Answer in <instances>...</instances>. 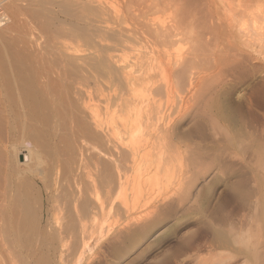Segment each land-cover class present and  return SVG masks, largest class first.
<instances>
[{"label": "bare ground", "instance_id": "6f19581e", "mask_svg": "<svg viewBox=\"0 0 264 264\" xmlns=\"http://www.w3.org/2000/svg\"><path fill=\"white\" fill-rule=\"evenodd\" d=\"M203 1L0 0V264H121L127 239L162 233L171 200L203 198L224 155L246 169L250 208L206 221L218 229L202 242L264 264V119L226 115L256 102L232 81L253 56L238 42L264 49V0ZM192 122L219 155L192 153Z\"/></svg>", "mask_w": 264, "mask_h": 264}, {"label": "rangeland", "instance_id": "374dc122", "mask_svg": "<svg viewBox=\"0 0 264 264\" xmlns=\"http://www.w3.org/2000/svg\"><path fill=\"white\" fill-rule=\"evenodd\" d=\"M207 0H204L202 3H204L203 5H204V7H206V6H208V7H206L205 8V10H207V8H209L210 9V11H213L214 9L216 10V8H217V6H216V4L214 3V1L215 0H208L207 1V3H205ZM261 1V0H260ZM205 4H206V6H205ZM215 5V6H212V5ZM203 7V8H204ZM207 11H209V10H207ZM239 43V44H238ZM237 44H238V47L240 48V47H242L243 49V52L245 51H247V52H249V53H247V54H249V55H253L252 56V60L250 59V60H248V61H246L247 63H243L242 64V66L239 68V69H237V71H236V73H235V75H233V77L235 78V80H233L232 78H230V79H232L233 81H232V83H234V84H232L233 86H235L234 87V89H235V91H237L238 93H239V98H240V96L241 95H246V94H249L250 92H252L253 91V94H254V99H255V104H254V106H253V108H252V111H249V113H248V111H247V109L244 107V106H242V108L240 107L239 109H238V107L236 106V104L238 103H236V102H234V99H235V101H239L240 99L238 98V96H236V95H232L231 96V102L233 101L234 102V104H235V110H233L234 108H233V105H231V104H229V103H226L227 105H226V109H227V106L229 105L230 106V108L228 107V109L230 110H233V112L232 111H229L228 109L227 110H225V114L227 113L226 111H229V113L228 114H226V115H230L231 117H233L232 119L233 120H235L236 118V121H238V122H241V123H246L245 125H247L248 127H249V125H250V129L251 128H253V126H254V130H256V128L257 129H259L258 127H260L261 126V124L263 123L262 121H263V117H264V93H262L261 92V87L263 86V84H264V65L261 63V61L263 60V57L261 56L262 54L260 53L261 51L260 50H262V52H264V49H260V48H258V49H256L258 46H254V49H253V47H251V49L247 46V47H245V46H241V45H243V44H240V42H238ZM250 49V50H249ZM252 49H253V51H256V52H254L253 53V51H252ZM260 51V52H259ZM242 52V53H243ZM259 52V53H258ZM258 55H257V54ZM244 54V53H243ZM261 54V55H260ZM246 55V54H245ZM261 58V59H260ZM257 59V60H256ZM252 61V62H251ZM259 61V62H258ZM250 65H251V67H252V65L254 66V68L252 69L251 67H250ZM263 65V66H262ZM244 66V67H243ZM259 66V67H258ZM260 66H262V67H260ZM261 68V69H260ZM239 70V71H238ZM258 70V71H257ZM263 70V71H262ZM246 71V72H245ZM260 71H261V73H260ZM240 72V73H239ZM263 72V73H262ZM243 73V74H242ZM257 73V74H256ZM229 78L227 79V80H230ZM248 84V85H247ZM257 87V88H256ZM234 89H233V91H234ZM256 90V91H255ZM248 91V92H247ZM263 94V95H262ZM235 98H234V97ZM258 96V97H257ZM237 97V98H236ZM258 100V101H257ZM230 102V103H231ZM232 106V107H231ZM246 109V110H245ZM253 110H255V111H253ZM234 111H236V112H234ZM239 111V112H238ZM250 112H251V114H250ZM232 113V114H231ZM235 115H234V114ZM243 113V114H242ZM245 114V115H244ZM259 114V115H258ZM234 115V116H233ZM238 115H240V116H238ZM263 115V116H262ZM241 116H243L242 117V119L243 120H245L244 122H242L241 120L242 119H240L241 118ZM240 117V118H239ZM235 118V119H234ZM262 119V120H261ZM259 120V121H258ZM248 122V123H247ZM195 123V122H194ZM193 122H192V124H193V126L191 127L190 125L191 124H189L188 125V128L189 129H191V130H189V129H187V127H186V129L187 130H189L188 132L189 133H191V134H193V135H191V137H192V141H193V144H192V147H194L193 149V151H192V153L193 152H195L196 150H198V147H199V145L198 144H200V146H201V148H199V149H202L203 151H204V149L206 150V149H212V148H214V149H212V153H215L216 152V150H215V146H217V148H218V146L220 145L221 146V144L223 143H221V141H219L220 143H219V145L217 144V143H215V141L212 139V138H210L208 135H210L209 134V132H207V129H206V127L204 126V131H206L205 133H208V135L207 134H205V133H203L202 131L203 130H201V128H203V126L202 127H200L201 125H202V123H200V122H196V125L194 124ZM201 124V125H200ZM194 125L196 126V128L194 127ZM190 126V127H189ZM194 127V130L192 131V128ZM198 128V129H197ZM194 131H196L195 133H193ZM200 133H203V134H205L207 137H209V138H207L206 136V139L205 140H207L206 142H205V140H204V138H202L201 139V137H203V134H200ZM194 135H195V137H194ZM197 135H200V136H197ZM202 135V136H201ZM199 138V139H197V138ZM216 138H218V137H216ZM197 141H196V140ZM211 140L210 141V143H209V141L208 140ZM198 140H200V141H198ZM202 141V142H201ZM195 142H197V145L195 144V146H193L194 145V143ZM199 142H201V143H199ZM208 142V143H207ZM214 143V144H216L215 146H214V144H213V146H212V144L211 143ZM202 144V145H201ZM205 144V145H204ZM209 144V145H208ZM206 146H207V148H206ZM219 146V147H220ZM191 147V148H192ZM210 147V148H209ZM202 150L201 151H197V155H198V152L202 155V157L204 156V154H202ZM215 152H214V151ZM210 151H204L203 153H205V155H206V152H207V155H210L211 154V152ZM218 153V154H217ZM194 154V153H193ZM195 154V155H196ZM219 155L220 153L217 151L214 155ZM216 155V156H217ZM225 156V155H224ZM222 157V160L220 161V163H221V168H220V171L223 173V176L224 175H226V171H227V173L229 174H227L226 175V177H224V179H223V176H220V175H222V173L221 174H219L218 172V175L216 176V174L214 173L213 175H215L214 177H213V175H212V177L211 176H209L210 178H208V177H206V181L207 182H209V183H207V184H209L210 185V187H208L209 188V190H207L206 191V189H208L207 188V186H209V185H207L206 184V182H205V184L202 186V188H203V190H201V191H204V193L203 192H199V193H201V194H203V198L202 199H204V198H207V199H204V200H201V198L200 197H196L197 198V200H194V201H196V204L194 203V201H193V203H192V206H193V209L192 210H190V208L192 207L191 205H190V203L188 204L187 202H185V205H187V208H185L184 207V209H182V211H180V210H176V203L174 202V201H172L171 200V210H164V211H168V212H164L165 214H166V217H167V221L165 220V221H163L160 225H159V227H162V229H161V231H162V233L158 236V238H155V239H144V240H142V242L141 241H139V243H138V241H135V240H133V239H127L125 242L126 243H124L123 244V246H122V248H124V249H129V247H130V249L129 250H126V251H128V252H125V250H122V262H121V264H199L198 263V261H196V259H197V257H202V256H204L203 258H205V260H206V262L205 263H203L204 261V259L203 260H200V259H197V260H200V262H202L201 264H245V262H246V260H243L244 261V263H242L243 261H242V258L241 257H243L244 259H245V257L244 256H240L239 257V255L237 254V256H235L236 255V252H234L233 254H235V255H233V254H229L231 251H229V253H228V251H227V254H226V252H224V254H223V252H222V250L221 251H219V249H218V253H221V254H219V257H220V259L219 258H216L217 257V255H216V257L214 258L213 257V255H212V252L214 253V251L215 250H210V248H208V245L207 244H205L204 242L206 241V239H211V237H212V234L214 233V231L215 230H217L218 228H219V226L220 225H218V224H220L219 222H221V223H223L225 220H226V218H227V220L226 221H228L229 219L230 220H232V218H233V220L234 221H238L239 220V218L238 217H240L241 216V214H245L246 213V209H247V207L246 206H249L248 207V209L247 210H249V208H250V201H249V199H251V195H250V190H251V188L249 187V183H250V181L248 180V178H246L248 175L246 174V169L243 167H241L242 165L241 164H237L238 162L236 161V160H234V159H227V156L226 157ZM219 158V157H218ZM220 159V158H219ZM228 160H229V162H228ZM227 161V162H226ZM224 162V163H223ZM227 163V165H226V163ZM231 162V163H230ZM234 162H236V164H237V166H236V164L234 163ZM230 164V165H229ZM226 165V166H225ZM241 165V166H240ZM238 166H240V168L238 167ZM228 168V169H225V168ZM233 167V168H232ZM239 168V170L241 171H243V169H244V171L243 172H245V174L241 171V172H239L238 171V173L235 171L236 169L238 170V168ZM223 168L226 170H223ZM236 168V169H235ZM223 171H225V172H223ZM231 171V172H230ZM234 171V172H233ZM234 175H233V174ZM235 173H237L238 175H236ZM244 174V175H242V174ZM228 176V177H227ZM232 177L233 178V180H232V178H230V177ZM238 176V177H237ZM245 177L247 180H248V182H246L247 180L245 179V178H241V177ZM215 177L217 178V180L215 179ZM221 178H222V180H221ZM227 178H228V180H227ZM235 178H238V181L237 180H235ZM209 179V180H208ZM246 181H245V180ZM219 180V181H218ZM230 180V181H229ZM232 181L234 182V183H232ZM221 182V183H220ZM225 182V183H224ZM246 182V183H245ZM229 183V184H228ZM236 183V184H235ZM245 183V184H244ZM235 185V187H234V185ZM232 185H233V187L235 188H233L232 187ZM245 187H244V186ZM205 186H206V189L204 190V188H205ZM225 186V187H224ZM223 187V188H222ZM243 187V188H242ZM201 188V189H202ZM211 188H213V190L211 189ZM230 188V189H229ZM241 188V189H240ZM210 189H211V193H210ZM233 189V190H232ZM239 189V190H238ZM243 190L246 192V193H244L243 194ZM249 190V195H247L248 193H247V191ZM207 193H206V192ZM232 191V192H231ZM220 192V193H219ZM240 193V194H239ZM201 194H199V196L201 195ZM238 195V196H237ZM240 195V196H239ZM246 195V196H245ZM214 196V197H213ZM242 196H243V198H242ZM213 197V198H212ZM232 197V198H231ZM161 198V196H159V197H157L156 196V198L154 197L153 198V200L154 199H160ZM172 198V197H171ZM195 198V199H196ZM200 198V201H202L203 203H200V201L198 202V199ZM216 198V199H215ZM247 198V199H246ZM162 199V198H161ZM160 199V200H161ZM160 200H158V201H160ZM207 200V201H206ZM157 201V200H156ZM247 201H248V203H247ZM252 201V200H251ZM187 203V204H186ZM198 203H200L199 205H198ZM207 203V204H206ZM209 204V205H208ZM248 204V205H247ZM197 206L199 209H198V211L196 210L197 209V207H195V206ZM188 206H191V207H188ZM209 206V207H208ZM202 207V208H201ZM205 207V208H204ZM174 208V209H173ZM195 208V209H194ZM173 209V210H172ZM205 209V210H204ZM208 209V210H207ZM211 209V210H210ZM216 209V210H215ZM179 211V213H177L176 211ZM186 210H187V212H186ZM244 212H243V211ZM169 211H170V213H173V215L171 214L170 216H169ZM175 211V212H174ZM208 211V212H207ZM212 211V212H211ZM220 211V212H219ZM222 211V212H221ZM229 211V212H228ZM204 212L206 213V214H204ZM224 212V213H223ZM176 215H175V214ZM201 213H202V215H201ZM209 213V214H208ZM210 213H211V215H210ZM217 213V214H216ZM223 213V214H222ZM228 213V214H227ZM237 213V214H236ZM194 214V215H193ZM199 214H200V216H199ZM208 214V216H206ZM222 214V215H221ZM243 214V215H244ZM192 215V216H191ZM203 215H205L206 217H208V219H206V217H205V219L206 220H204V216ZM228 215V216H227ZM174 216V217H173ZM182 216V217H181ZM190 216V217H189ZM227 216V217H226ZM193 217V218H192ZM216 217V218H215ZM219 217V218H218ZM195 218V219H194ZM210 218V219H209ZM212 218V219H211ZM202 219H203V221H202ZM217 219H220V220H218L219 222H217L216 220ZM221 219H223V220H221ZM235 219H238V220H235ZM176 220V221H175ZM193 220V221H192ZM203 222H201V221ZM212 222V220H214L212 223L213 224H215L216 222H217V225H218V228L216 229L215 228V226H217V225H214V227L212 226L213 224H210V223H207V222H210V221ZM228 221L229 223L231 222V221ZM233 220H232V222H233ZM207 221V222H206ZM226 221L224 222V224H227L226 223ZM195 222V223H194ZM206 222V225L204 224ZM166 223V224H165ZM172 223V224H171ZM169 224V225H168ZM199 224H201V225H199ZM224 224H223V226H224ZM164 225V226H163ZM211 225V226H210ZM167 227V228H166ZM213 227V228H212ZM222 227V226H221ZM220 227V228H221ZM164 228V229H163ZM187 228H189L188 230H191V231H189L188 232V230H187ZM215 228V230L214 231H212L213 229ZM192 229H193V231L195 230V232H193L192 231ZM254 230H255V228H253ZM253 229H250V230H252V232H254L253 231ZM191 232V233H190ZM193 232V233H192ZM251 232V233H252ZM257 231H255L254 233L255 234H257L256 233ZM253 233V234H254ZM187 235V236H185V235ZM253 234H251L252 236H254L255 237V234L253 235ZM183 236V238L181 239V237ZM193 236H195V237H193ZM187 238V239H186ZM193 238V239H192ZM190 239V240H189ZM203 240H205L204 242H202ZM209 240H207V241H209ZM133 241V242H132ZM183 241H185V242H183ZM189 241H190V243H189ZM198 241H199V243H198ZM112 243V245H111V249H110V251H109V249H108V252H107V254H109L108 255V259L110 260V258H111V262L114 260L115 261V258L114 257H116L115 256V250H117V245H115V243L113 242V241H111ZM137 242V243H136ZM202 242V243H201ZM186 243H188V245H186ZM127 244V245H126ZM133 244V245H132ZM193 245V246H192ZM201 247H200V246ZM113 246H115V247H113ZM199 246V247H198ZM257 246V245H256ZM255 245H254V248L256 247ZM135 247V248H134ZM186 247V248H185ZM192 247V248H191ZM236 247H238V246H235L234 248L235 249H237ZM258 247V246H257ZM260 245H259V247L257 248V249H259L260 250V253L262 254V255H260V257L262 256V258H264V253H262L263 251L262 250H264L263 249V247H261L262 249H260ZM113 248H115V249H113ZM198 248V249H197ZM241 248H242V246H241ZM132 249V250H131ZM195 249H197V250H195ZM225 251H226V249H224ZM207 251H208V253H207ZM217 252V251H216ZM215 252V253H216ZM214 253V254H215ZM217 253V254H218ZM127 254V255H126ZM192 254V255H191ZM203 254V255H202ZM229 254V256H231L232 257V260L230 259L231 257H225L226 255H228ZM197 255H199V256H197ZM225 255V256H224ZM240 255H243V254H240ZM109 256H110V258H109ZM125 256V257H124ZM195 256V257H194ZM197 256V257H196ZM222 256H223V259H222ZM193 257V258H192ZM212 257V258H211ZM250 257H255V256H251V255H249L248 256V261H249V264H253L254 263V261H255V259H251ZM259 257V256H258ZM114 258V259H113ZM226 258L228 259V261H233L232 263L231 262H228V261H226L227 263H225V260H226ZM247 258V257H246ZM256 258V261H257V256L255 257ZM217 259H218V261H217ZM230 259V260H229ZM253 261V262H251V260ZM221 260V261H220ZM222 260H224L223 262H222ZM259 260H263V259H261V258H259ZM259 260L257 261L258 263H259ZM113 261V262H114ZM196 261V262H195ZM255 261V262H256ZM261 261H260V263H261ZM251 262V263H250ZM256 262V263H257ZM247 264H248V262H246ZM255 263V264H256ZM257 263V264H258Z\"/></svg>", "mask_w": 264, "mask_h": 264}]
</instances>
